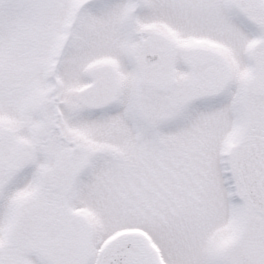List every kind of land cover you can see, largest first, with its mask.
<instances>
[{"label":"snow or ice","instance_id":"snow-or-ice-1","mask_svg":"<svg viewBox=\"0 0 264 264\" xmlns=\"http://www.w3.org/2000/svg\"><path fill=\"white\" fill-rule=\"evenodd\" d=\"M0 264H264V0H0Z\"/></svg>","mask_w":264,"mask_h":264}]
</instances>
